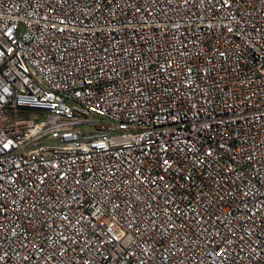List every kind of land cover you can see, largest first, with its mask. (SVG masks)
Returning <instances> with one entry per match:
<instances>
[{
    "label": "built area",
    "instance_id": "built-area-1",
    "mask_svg": "<svg viewBox=\"0 0 264 264\" xmlns=\"http://www.w3.org/2000/svg\"><path fill=\"white\" fill-rule=\"evenodd\" d=\"M0 264H264V0H0Z\"/></svg>",
    "mask_w": 264,
    "mask_h": 264
},
{
    "label": "rangeland",
    "instance_id": "rangeland-1",
    "mask_svg": "<svg viewBox=\"0 0 264 264\" xmlns=\"http://www.w3.org/2000/svg\"><path fill=\"white\" fill-rule=\"evenodd\" d=\"M26 115H31V117H34L30 112H27Z\"/></svg>",
    "mask_w": 264,
    "mask_h": 264
}]
</instances>
